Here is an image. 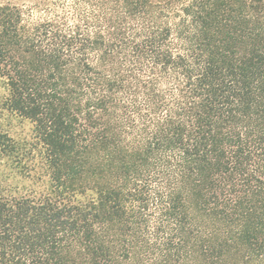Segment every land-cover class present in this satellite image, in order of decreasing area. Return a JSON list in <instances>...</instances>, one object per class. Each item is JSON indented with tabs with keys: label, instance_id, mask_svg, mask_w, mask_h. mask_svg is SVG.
Wrapping results in <instances>:
<instances>
[{
	"label": "trees",
	"instance_id": "trees-1",
	"mask_svg": "<svg viewBox=\"0 0 264 264\" xmlns=\"http://www.w3.org/2000/svg\"><path fill=\"white\" fill-rule=\"evenodd\" d=\"M0 264H264V0H0Z\"/></svg>",
	"mask_w": 264,
	"mask_h": 264
},
{
	"label": "rangeland",
	"instance_id": "rangeland-1",
	"mask_svg": "<svg viewBox=\"0 0 264 264\" xmlns=\"http://www.w3.org/2000/svg\"><path fill=\"white\" fill-rule=\"evenodd\" d=\"M38 0H14V2L23 4V3H30L35 2ZM1 123H4L2 120ZM6 123V122H5ZM12 131L13 133H23L26 134L30 131L31 125L29 123H19L18 121H14ZM11 191H19L20 194L26 193L27 191L35 190V191H46L47 185L41 182H35L28 179H23L22 177L15 176L7 179L4 183Z\"/></svg>",
	"mask_w": 264,
	"mask_h": 264
}]
</instances>
